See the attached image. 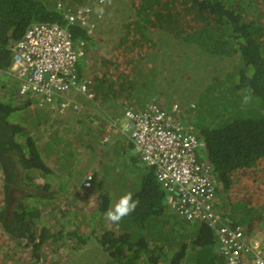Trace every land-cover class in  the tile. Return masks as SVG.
<instances>
[{
    "label": "trees",
    "instance_id": "16d2710c",
    "mask_svg": "<svg viewBox=\"0 0 264 264\" xmlns=\"http://www.w3.org/2000/svg\"><path fill=\"white\" fill-rule=\"evenodd\" d=\"M97 1L0 0V236L4 231L9 243L25 250L29 264L50 263L47 249L56 251L55 245L67 239V243L77 240L80 247L95 240L98 248L92 252L96 258L101 254L105 257L101 264H218L214 230L169 213L167 194L148 166H139L146 171L142 188L133 194L139 205L114 223L117 228L102 223L106 211L116 203L103 194L90 216L95 215L87 226L92 229L90 236L78 231L86 222L80 218L89 213L77 214L70 204L60 214L72 221L79 217L72 224L75 230L56 231L55 211L63 198H72L80 187V177L76 178L77 170L83 173L78 167L80 144L89 140V147L94 146L96 123L88 119L91 106L86 109L87 117L80 114L82 111L75 116L61 114L41 103L40 97L22 98L11 72L14 48L32 24L67 26L77 46L85 43L86 53L78 64L83 79L87 68L84 58L90 44L96 45L94 37L84 27L69 24L65 17L69 10ZM105 1L101 7L104 13L116 0ZM127 7L129 37L107 50L106 58L99 52L102 59L95 67V89L89 90L92 99L83 96L101 107L111 102L122 113L127 107L140 111L151 101L173 103L166 95L178 86L173 82H189V76L207 73L203 54L231 63L216 84L225 85L232 97L250 95L245 107L237 101L216 102L211 112L196 118L208 96L187 94L184 99L195 107L193 124L205 141L203 160L211 165L218 184L217 207L222 220L252 234L264 225V197L247 189L236 197L231 177L237 171L235 180L241 175L239 171L264 172V40L260 25L250 19L248 6L240 0H130ZM160 52L172 60L187 61L188 66L197 62L198 68L181 71L174 78L157 60ZM130 146L134 147L132 142ZM252 176L264 187L256 173ZM6 253L0 245V264L5 262Z\"/></svg>",
    "mask_w": 264,
    "mask_h": 264
},
{
    "label": "built area",
    "instance_id": "2783aa9c",
    "mask_svg": "<svg viewBox=\"0 0 264 264\" xmlns=\"http://www.w3.org/2000/svg\"><path fill=\"white\" fill-rule=\"evenodd\" d=\"M106 3L98 0L69 10L66 20L94 31L104 14L97 9ZM59 4V9H62ZM104 13V12H103ZM97 20L99 22H97ZM85 43L75 47L67 26L57 23H35L14 48L11 67L24 99L40 97L46 103L66 113L82 105L71 94L92 99L91 79H80L79 61L85 56ZM181 108L170 109L157 102L143 110L127 107L124 130L135 146L142 162L155 170L157 179L168 194L169 209L189 222L200 221L212 228L219 239V252L227 264H264V227L250 235L222 220L218 209L217 181L211 165L203 160L205 142L190 125L180 119ZM106 141V138L104 139ZM93 176L84 182L92 187Z\"/></svg>",
    "mask_w": 264,
    "mask_h": 264
},
{
    "label": "rangeland",
    "instance_id": "374dc122",
    "mask_svg": "<svg viewBox=\"0 0 264 264\" xmlns=\"http://www.w3.org/2000/svg\"><path fill=\"white\" fill-rule=\"evenodd\" d=\"M129 1L130 0H116L112 7H109L107 12L104 14L105 18L93 31L92 37H94L93 39L96 44L97 42L101 44H109L108 48L104 51L116 46L118 42H120L125 36L129 37V34H127L126 30V24H128L129 15L127 13V6L129 5ZM240 3L242 5L246 4L248 6L246 10L248 11L249 17L260 25L262 30V38L264 40V0H240ZM97 22L99 21L97 20ZM75 47L79 46L75 44ZM157 60L159 61L160 65L164 67V69H168V72L174 78H177L178 73L181 71L186 73L198 68L197 62H193L190 66H188L187 61L180 62L174 57L172 60L170 56L163 52H160L157 55ZM201 60L204 63V70L207 73H199L195 78L189 76L191 78V81L189 82H173L178 86L166 94L173 103H161L164 104V106L168 109H170L174 103H177L181 108L180 115L183 118V123L190 125L193 128V118L195 116L193 114L195 113V107L189 106L190 104L186 99H184L187 94L195 98H199L202 93L205 94V96H208L206 105L201 108L199 106L196 118L201 116V113L203 112H211L216 102L220 103L227 101H237L239 106L245 107V104L243 103V105H240V102L243 101V97L246 94L242 93L237 98L235 96L232 97L225 85L218 86L216 84L217 81L222 79L224 73L230 69L232 64L223 61L221 58L210 57L204 54L201 57ZM208 63H210V65H208ZM96 65L97 63L95 62V66ZM164 94L165 92L160 95ZM104 106H106L107 109L111 111L118 110V108L115 107V104L111 102L105 103ZM64 114L75 115V113L71 111ZM71 118L74 121L75 117L71 116ZM114 119V127H117L118 125H123L124 127L126 121L123 116H115ZM112 126L113 122H111V127ZM96 129L98 135L97 138H95L97 140L95 141L94 146L89 147V140H86L80 144L81 157L78 167L82 168L83 173H81V170L76 171V178L79 180L80 177V187H78V190L72 198H63L61 202H59V206L55 211L57 219L56 217L53 218V222L55 223V226L57 227L56 231L58 232H66L69 229H71L70 231L75 230L72 224L78 222L79 217L77 216L76 219L72 221L67 217L61 218L62 215L60 214V211L62 212L69 209V204L72 205V208H76L74 210L77 214L80 213V215H83L89 213V215H85L80 218L81 222L84 219H86V222L85 226L78 225L80 226L78 231L79 235L90 236L92 229L88 228L87 226L92 224L94 220L92 218L95 215L93 217L90 216L97 208V205L103 194H108L113 201L117 202L122 195L128 192L134 194L143 186L142 180L146 175V171H144L139 166L145 167L146 165H144L141 160H139L141 163L139 162L137 164L136 159L139 158L138 153L134 147L130 146L127 138L121 135L113 138L115 135H117L116 129H113L110 133L109 123H103L102 119H96ZM103 136L107 137L106 141L103 139ZM262 169L264 171V166ZM237 172H235L231 177L232 186L234 185L233 193L236 195V197L239 196V191H243L244 189L253 191L264 197V187H260L258 182L253 180L254 176H252V173H256L257 177L259 176V182L263 183L264 172L254 170H249L247 172L239 171L241 175H239V179L235 180V174ZM77 173L79 174L78 177ZM88 175H93L94 178L92 187L90 188L84 186V182ZM1 179L2 177L0 176V209L3 205L1 200ZM107 221L105 218H102V223H109V225L113 228H117L113 222ZM260 227H264V225L258 226L259 229ZM4 233L5 232L3 231L1 234L2 236H0V245L2 246V249L3 247L5 248L7 253L4 255L5 262L2 264H9L10 257H12L11 259L13 260L12 264H29L27 263V252L25 250H20V248L17 246L9 243L7 241V234L4 236ZM67 240L60 241L58 244H56L55 247H58L56 251H53L51 248L47 249V256H50L51 258V262L48 264H101L104 260L105 257L102 254L99 256V258H96L92 252V250L98 248L95 240H92L88 243V245L86 244L81 247L77 246V240L69 239V243H67ZM214 250L220 259L218 264H226V258L222 257L220 254L218 244L215 246ZM210 255L212 256V254Z\"/></svg>",
    "mask_w": 264,
    "mask_h": 264
},
{
    "label": "crops",
    "instance_id": "0c3cea01",
    "mask_svg": "<svg viewBox=\"0 0 264 264\" xmlns=\"http://www.w3.org/2000/svg\"><path fill=\"white\" fill-rule=\"evenodd\" d=\"M105 14V13H103ZM96 44V43H95ZM109 46L108 43L106 44H101V43H98L96 45H93L92 43L90 44V46L88 47V50H87V56L84 58V60L87 62V68L85 69L86 70V73H84V78L83 79H91L92 80V85H91V88L92 89H95V85L96 83L93 81L95 80V72H97L96 70V66L98 64L101 63V59H102V56L103 58H106L107 57V54H105L106 51H104L105 49H107ZM99 52L102 54V56L99 54ZM92 56V59L91 61L89 62V58ZM95 62L97 63V65L95 66ZM71 97L73 98V100L79 104H81L83 106V109L80 110V112H77L75 111L73 108H71V112H74L75 113V116H77L76 114L80 113L81 115L83 114L84 117H87L86 115V109L88 106H91L92 109L90 110V117H88V119L92 120L93 122L96 123V119H102V122L103 123H109V132L111 133L113 129H116V134L113 138L117 137V136H123L125 138H127L128 140V143L130 144V140H129V136H128V133L124 130V127L123 125H118L117 127H114V118L115 116H123V118L125 119L124 117V112H120V109H118L117 111H111V110H108L106 106H99L97 105L95 102H92V100L88 99L87 97L81 95V94H71ZM88 102V103H87ZM69 111V112H70ZM111 122H113V126L111 127ZM120 133V134H118ZM137 152V151H136ZM169 211V209H168ZM169 213L171 214H174L172 212L169 211ZM178 217V216H177ZM180 219L184 220L183 218L179 217ZM186 221V220H185ZM223 257V256H222ZM227 264V263H226Z\"/></svg>",
    "mask_w": 264,
    "mask_h": 264
},
{
    "label": "clouds",
    "instance_id": "9594fccd",
    "mask_svg": "<svg viewBox=\"0 0 264 264\" xmlns=\"http://www.w3.org/2000/svg\"><path fill=\"white\" fill-rule=\"evenodd\" d=\"M96 3V2H95ZM94 3V4H95ZM93 4V5H94ZM103 11H104V9L103 8H98L97 9V12H98V14L99 15H103ZM104 18H105V16H104ZM103 18V19H104ZM88 31V30H87ZM89 32V31H88ZM91 35L93 34V31L92 32H89ZM251 101V96L250 95H245L244 97H243V103L244 104H247V103H249ZM151 102H153V101H151ZM148 103H150V102H148ZM147 103V104H148ZM161 104V103H160ZM174 104H177V103H174ZM164 105V104H163ZM180 119H181V121H183V118L181 117V115H180ZM195 130V129H194ZM196 132V131H195ZM197 133V132H196ZM198 134V133H197ZM105 138H107V137H104L103 136V139H105ZM203 141H204V139H203ZM205 142V141H204ZM133 144V143H132ZM134 148H135V146H134ZM138 153V152H137ZM138 155H139V153H138ZM139 158H140V156H139ZM140 160H141V158H140ZM142 161V160H141ZM143 163V162H142ZM144 164V163H143ZM145 165V164H144ZM155 171V170H154ZM93 176V175H92ZM160 184V183H159ZM161 185V184H160ZM162 187V186H161ZM163 188V187H162ZM219 188H218V185H217V190H218ZM164 190V189H163ZM165 191V190H164ZM166 192V191H165ZM166 194H167V192H166ZM217 195H218V193H217ZM167 201H168V194H167ZM168 204V203H167ZM138 205H139V198H136V199H134L133 198V193H131V192H128V193H126V194H124V195H122L120 198H119V200L115 203V205L113 206V207H110L107 211H106V213H105V218H106V220H108V221H110V222H113V223H119L124 217H126V216H128V215H130L132 212H134L135 210H136V208L138 207ZM168 209H169V206H168ZM169 211L170 212H172L170 209H169ZM172 213H174V212H172ZM174 214H176V213H174ZM177 216H179L178 214H176ZM179 217H181V216H179ZM182 218V217H181ZM184 219V218H183ZM185 220V219H184ZM187 221V220H186ZM187 222H189V221H187ZM196 222V221H195ZM200 222V221H199ZM212 229V228H211ZM214 233H215V231H214ZM215 236L217 237V235H216V233H215ZM217 239H218V237H217ZM218 249H219V239H218ZM227 263V262H226Z\"/></svg>",
    "mask_w": 264,
    "mask_h": 264
},
{
    "label": "bare ground",
    "instance_id": "6f19581e",
    "mask_svg": "<svg viewBox=\"0 0 264 264\" xmlns=\"http://www.w3.org/2000/svg\"><path fill=\"white\" fill-rule=\"evenodd\" d=\"M13 91V90H12Z\"/></svg>",
    "mask_w": 264,
    "mask_h": 264
}]
</instances>
